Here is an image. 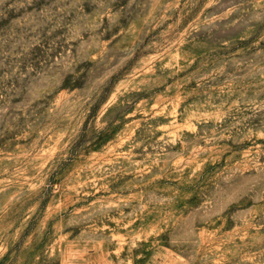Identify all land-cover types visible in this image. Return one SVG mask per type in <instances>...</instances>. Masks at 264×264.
<instances>
[{
    "label": "rangeland",
    "instance_id": "rangeland-1",
    "mask_svg": "<svg viewBox=\"0 0 264 264\" xmlns=\"http://www.w3.org/2000/svg\"><path fill=\"white\" fill-rule=\"evenodd\" d=\"M0 264H264V0H0Z\"/></svg>",
    "mask_w": 264,
    "mask_h": 264
}]
</instances>
